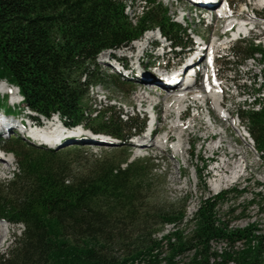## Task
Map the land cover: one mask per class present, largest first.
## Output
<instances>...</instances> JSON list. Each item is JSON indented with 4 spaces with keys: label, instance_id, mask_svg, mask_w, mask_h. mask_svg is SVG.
I'll return each instance as SVG.
<instances>
[{
    "label": "trees",
    "instance_id": "16d2710c",
    "mask_svg": "<svg viewBox=\"0 0 264 264\" xmlns=\"http://www.w3.org/2000/svg\"><path fill=\"white\" fill-rule=\"evenodd\" d=\"M152 30L175 47L183 43L181 24L148 0L134 18L122 0H0V82L18 87L23 97L22 107L12 106L7 95L0 98V110L13 116L25 109L48 119L58 114L68 127L84 124L128 143L144 131L146 119L124 120L114 108L93 116L88 97L98 85L124 84L101 69L99 55L130 48ZM232 53L241 61L260 54L264 63V47L252 38L237 40ZM254 98L258 107L237 116L248 122L264 163V96ZM0 149L12 153L17 165L11 179L0 180V221L22 226L0 264H163L154 251L164 238L171 250L166 264H178L177 257L188 252L193 256L183 264H264V228L255 221L234 227L219 214V205L242 190L202 194L189 219L188 198L152 214L148 187L154 159L75 160L82 151L56 150L14 134L0 137ZM207 166L203 161L196 168L204 192ZM170 224L173 232L153 237Z\"/></svg>",
    "mask_w": 264,
    "mask_h": 264
},
{
    "label": "rangeland",
    "instance_id": "374dc122",
    "mask_svg": "<svg viewBox=\"0 0 264 264\" xmlns=\"http://www.w3.org/2000/svg\"><path fill=\"white\" fill-rule=\"evenodd\" d=\"M122 1L126 4V13L130 18L142 14L143 6L146 4V0ZM148 1L159 4L162 9L168 11L169 16L181 24L183 43L179 47H174L166 40L157 38L159 30L149 31L150 33L148 34L154 36L152 41L156 39V45L159 46H150L151 49L145 54V59L141 60L142 65L146 67L145 72L147 70L157 71L161 69L162 72L173 75L178 59H187V57L197 53L198 42H201L206 49V54H204V58L205 55L206 58L199 64L200 67H203L207 63V58H209L210 47L213 51L217 48L219 54L217 59L218 77L221 82V88H219L218 93H221L219 97L220 99L222 97L224 108L228 111V113L222 111L223 114L225 112L226 119H223L224 115L220 114V110L215 109L214 101H211V92H206L203 95L208 99V103L204 99L198 100V102L193 99L195 95L202 96L199 92L204 91L201 86L206 80V70L203 67L200 77L189 86L194 88L193 92L196 90L200 91L195 94H189L185 102V107L182 110L184 115L183 117L181 116V123L184 124L185 131L180 141L178 132H180L181 128L180 126L179 128L173 127V124L179 121L178 113L174 108V100L177 95L181 94H169V92L161 91L163 87L158 82H148L153 84L146 85L144 83L145 78L138 80L134 75L131 76L132 78L127 75L134 71L129 69V65L135 64L137 60L139 61L138 58L142 54L140 51L148 43L145 38L146 33L142 39L132 44V50L121 49L114 51L116 56L120 55L125 58L112 59L109 56L112 55V51H104L99 55L97 61L101 69L107 74H115L121 77L124 84L119 88H107L101 85L91 88L88 97V111L92 112L93 116H96L97 112H103L107 108H114L124 120L132 116H139L141 120L146 119L147 127L152 118L151 104H141L136 100V96L141 92H146L145 89L150 88L152 93L147 92V95L157 96L160 103L158 111L156 112L155 110L158 117V128L152 138L157 142L162 140L163 143L161 141L156 143V146L137 147L135 141L141 139L144 134L147 135L146 130L143 133L134 135L128 143H124L116 137L95 132L83 124L75 127L81 128V132L85 135L97 134L101 140L110 139L112 142L109 144L85 141L72 142L55 149L82 151L77 156H73L75 160L91 157L101 159L105 156L113 155L117 157L130 156V161L138 158L154 159L155 165L153 174L149 175L150 185L148 187V193L151 198L149 210L152 211V214L157 210L168 211L178 207L180 205L178 201L188 198L187 214L189 219L197 210L202 194L210 196L233 188L238 189V191L242 190L241 194L237 191L232 192L229 195V199L219 205L220 217L224 220H231L230 223L234 227H245L255 221L259 223L260 227L264 228V163L254 148L252 138L248 139L243 130V127L247 128L248 122L237 116L241 109L249 110L250 108L258 107L254 96L260 99L264 96V63L260 54H257L255 59L241 61L240 58L233 56L232 53L234 43L243 38H252L255 44L264 47V0H228L229 3L237 7L234 10L236 14L230 17L237 22H241L242 25H237L231 33L226 35H224L225 18L214 17V21H212L211 14L214 12L213 10H209L203 19V17L198 15V9L202 8L197 7L190 0ZM224 2L225 0H223ZM245 23L247 25H243ZM240 26H244L245 29L239 34H234L238 32ZM197 34L203 36L205 38L204 41H201L200 36ZM138 42L140 48L137 44ZM224 42L228 44L222 46ZM116 66H119L120 69ZM125 68L128 69L125 70ZM180 80H182L181 77ZM2 88L5 89V87ZM130 90L132 91L129 92ZM1 91L3 92L4 90ZM251 93L255 95L252 96ZM2 95L0 93L1 99ZM5 95H9V92L5 93ZM11 98H17V96L12 95ZM168 100L173 103L169 110L166 106ZM153 105L155 107L156 104ZM15 106L22 107L23 104ZM2 113L3 110H0V118L3 116L1 115ZM5 118H7V122H3V124L9 122L10 126L11 122L14 121L13 116H6ZM240 119L243 121V126L238 124ZM40 121L44 122L45 119L40 118ZM48 122L50 121H46L44 124H48ZM12 135L13 132L10 134L6 133L1 137L7 139L11 138ZM14 135H19L27 140L25 136L19 133ZM165 135L171 138L170 141L165 142ZM221 140L224 142L220 143ZM213 155L214 158L212 157ZM225 160L227 162H224ZM203 161L208 164L205 170V174H208L206 176L205 192L202 191L203 188H201L200 179L196 171L197 167L202 168ZM225 163L226 170L239 163L242 170L241 176L227 186L214 190L212 184L218 172L214 168H219L221 164ZM15 170L17 168L14 155L0 150V180L11 179ZM188 219L179 224V227L185 229ZM0 224L4 226L0 227V229L3 230V235H5L4 240L1 241L2 235L0 234V255H2L7 254L14 246L15 236L21 235L22 226L1 221ZM174 230V225H166L163 231L153 235V237L161 240L163 235H167ZM140 235L143 236V233H140ZM162 246L161 249H156L154 254L158 253L163 264H166V259L171 253L167 239L164 238L162 240ZM214 246L221 248L225 245L214 244ZM192 256L193 252L185 253L177 257L176 262L178 264L189 262Z\"/></svg>",
    "mask_w": 264,
    "mask_h": 264
},
{
    "label": "bare ground",
    "instance_id": "6f19581e",
    "mask_svg": "<svg viewBox=\"0 0 264 264\" xmlns=\"http://www.w3.org/2000/svg\"><path fill=\"white\" fill-rule=\"evenodd\" d=\"M190 1L192 3L194 2V0H190ZM218 1L219 0H201V1H199L200 5L199 4L198 5H199V8H202V10H204V8L207 9V10H212L214 8V6L217 4ZM204 2H214V3L211 5V4H206ZM234 14H236V13H234ZM198 15L200 16V14H198ZM213 15H214V17L219 16L216 13H214ZM243 27L244 26H240L238 28V32H235L234 34H239L240 32H242L245 29V27L244 28ZM148 33H150V32H148ZM146 35H145V38H146V41L148 42V44L143 48V50L140 51V52H142V54L138 58L139 61L137 60L135 62V67L133 68V66L129 65L130 69L134 70V71L128 73L127 75L130 76V77L132 75H134V76H136V78L138 80H140L142 78H145L144 79L145 80L144 83H146V85H151V84H147L148 82H158L163 87L161 91L169 92V94H172V95L174 93L175 94L176 93H180L181 94L179 96L177 95L175 100H174V104H175L174 108L176 109V111L178 113V116H179L178 120L179 121L175 122L173 124V127H178L179 128V126H180V128H181L180 132H178V135H179L180 141H181L182 140L181 138L183 137V133L185 131L184 124L181 123L182 122L181 116L183 117V115H184L182 110L185 107V102L187 101V98L189 97V94H195V93H197L200 90H196V91L193 92L194 88L193 87H189L192 84V82H189V83L187 82L186 83L185 82L186 80L183 77H181L182 80H180L179 65L182 62H177L175 64L176 70H175V73L173 75H170V74H167L165 72H162L161 69H158L157 71L147 70L145 72L146 67H144L142 65L141 60L145 59V54H147L148 51L151 49L150 46L155 47V44H157L156 39L152 41V37H153L152 35H150V34H148L147 36ZM197 35L200 36V38L202 40L205 39L203 36H201L199 34H197ZM137 44H138V46L140 48L139 42ZM226 44H228V43L224 42V44L222 46H225ZM196 49H197V53L195 55H191V56L187 57L186 60L188 62H193L195 64H200V62H203L204 59L206 58V55H205V58H204V54H206V49L204 48L202 43H199L197 45ZM210 50H211V47L209 49V53L210 54L215 52V50L212 51V52H210ZM207 56H208V53H207ZM116 67H118V66H116ZM203 67L207 71V63L204 64ZM203 67H201V69ZM127 69L128 68H125V70H127ZM220 85H221V83H220ZM155 86H153V87H155ZM1 87H5V89H3V88L1 89ZM201 87L204 89V91L199 92L202 96H199V95L193 96V99H195V102H198V100L204 99V101L206 103H208V99H206L203 95L206 92H211V94H210L212 96L211 97V99H212L211 101H214L215 109L218 110V111L220 110V114L222 116L225 114V112L228 113V111L224 108V106H223V104L221 102L222 101V97H221V99L219 97V96H221V93H218V90H219V86L218 85H215V91L217 93L213 92L212 90H209L204 85H202ZM12 88H13V90H12ZM146 88H148V87H146ZM1 90H4V91L2 92ZM145 91L146 92H141L140 94H138L136 96V100L138 102H140L141 104H143V105L146 104V103H150L151 105L156 104L154 108H155V110L157 112L158 111V107L160 105L159 98L157 96H154V95L153 96H148L147 95V92H151L152 93L150 88L145 89ZM7 92H9L11 96L12 95L17 96V98H13V101H17V100L22 98V96H21V94H20V92H19L17 87L9 85L7 82H5V83L2 82L0 84V93H7ZM162 93H164V92H162ZM172 105H173V103L170 100H168V102L166 103V106L168 107V110H169V108L172 107ZM222 111H225L224 114H223ZM166 112H168V111H166ZM165 114H167V113H165ZM223 117L222 118L225 120L226 116L224 115ZM159 120H160V118H159ZM62 132H65V131H62ZM80 133L81 132H75L74 134H72V133L66 132V135H64V134L62 135V133L59 130V127L54 129L52 124H48L47 126H43L42 129H40V130L34 129L32 131V134L34 135L35 138H37L39 140H45V142H47L49 144L53 145L58 140V143L56 144V148H60V147L64 146L65 144L72 143V142H83V141H85V142H89V143H94L95 142V143H104V144H109L110 142H112L110 139L101 140L100 136H97V134L85 135L83 133H81V134ZM3 134H6V132L2 131V135ZM60 136L63 137L62 140L60 139ZM170 139L171 138L168 135L164 136L165 142L170 141ZM161 141H158V142H161ZM135 142H136V146L137 147H146V146H152V145L156 146V143H158L157 141H155L152 138V136H150L148 134L147 135L144 134L143 137L141 136V139H139L138 141H135ZM223 142H224L223 140L220 141V143H223ZM162 143H163V141H162ZM219 147L221 148V146H219ZM224 162H227V161L225 160ZM225 165H226V163L225 164H221L219 166V168H216V167L214 168V170L216 172L218 171L217 174L215 175L216 179L213 181V184H212V187H213L214 190H219V189L227 186L229 183L234 182L237 178H239L241 176V171L242 170L240 169L241 165H239V163H237L234 166H232L231 168H229V170L225 169V167H226ZM16 168H17V165H16ZM14 173H13V175H14ZM1 222H5V221H1ZM5 223H8V222H5ZM0 227H4V226L2 224H0ZM0 234L2 235L1 241H3L4 238H5V235H3V230L2 229H0Z\"/></svg>",
    "mask_w": 264,
    "mask_h": 264
}]
</instances>
